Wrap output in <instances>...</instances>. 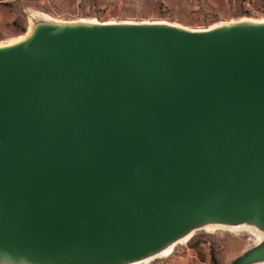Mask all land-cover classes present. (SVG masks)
<instances>
[{
	"label": "water",
	"instance_id": "95a60500",
	"mask_svg": "<svg viewBox=\"0 0 264 264\" xmlns=\"http://www.w3.org/2000/svg\"><path fill=\"white\" fill-rule=\"evenodd\" d=\"M34 33L0 48V253L84 264L264 212V25Z\"/></svg>",
	"mask_w": 264,
	"mask_h": 264
},
{
	"label": "rangeland",
	"instance_id": "374dc122",
	"mask_svg": "<svg viewBox=\"0 0 264 264\" xmlns=\"http://www.w3.org/2000/svg\"><path fill=\"white\" fill-rule=\"evenodd\" d=\"M262 21L264 0H0V48L58 23L167 24L198 31ZM219 225H198L187 243L147 264H264V259H256L258 252L264 253V231L258 234L243 227L246 224ZM45 257L24 260L0 253V264H83Z\"/></svg>",
	"mask_w": 264,
	"mask_h": 264
},
{
	"label": "bare ground",
	"instance_id": "6f19581e",
	"mask_svg": "<svg viewBox=\"0 0 264 264\" xmlns=\"http://www.w3.org/2000/svg\"><path fill=\"white\" fill-rule=\"evenodd\" d=\"M85 24V23H81ZM93 25H101V23H92ZM243 25H264V21L262 23L256 24V23H247ZM59 27H65V25L58 23ZM102 26H135V25H114V24H102ZM137 26V25H136ZM138 26H160V27H168L167 24H154V25H138ZM233 25L231 24H225L222 27H218L216 30L220 29H226L231 28ZM170 28L185 32V33H192V34H202V33H210L216 30H198V31H190L182 27H173L170 26ZM35 37L34 32H30L26 37L22 38L20 41L13 43L10 47H4L11 48L23 45L24 43L28 42L32 38ZM1 48V49H4ZM220 223H226V224H246V227L248 228H254L252 230L258 232V234H261L260 231H264V212H252L249 213L241 219L236 220H230L225 219L221 217H215V216H208L204 215L195 220L194 222L182 227L181 229L175 231L168 237H166L161 242L155 244L154 246H151L147 249H144L140 252L127 254L123 256H119L117 258L113 259H101V258H89L86 263L84 264H147L149 262H152L154 260L168 257L170 254L173 253L175 248L181 244L187 243L195 233V228L201 224L205 226V229H211V228H219L221 225ZM1 244V243H0ZM2 245H0L1 247ZM69 254L67 252H62L60 255ZM16 259H18L19 256H15V254L12 253ZM70 255V254H69ZM93 257V256H91Z\"/></svg>",
	"mask_w": 264,
	"mask_h": 264
}]
</instances>
